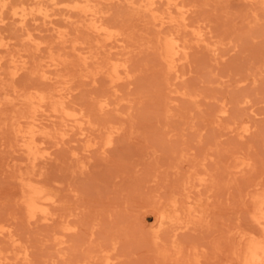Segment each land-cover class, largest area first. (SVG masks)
Listing matches in <instances>:
<instances>
[{
    "label": "rangeland",
    "instance_id": "obj_1",
    "mask_svg": "<svg viewBox=\"0 0 264 264\" xmlns=\"http://www.w3.org/2000/svg\"><path fill=\"white\" fill-rule=\"evenodd\" d=\"M6 1L0 11L3 264H92L95 254L108 252L112 264H196V258L242 264L235 246L242 256L247 241L263 234L254 220L264 196L261 1L155 0L154 19L142 9L146 0H94L111 31L106 36L86 29L71 7L76 0ZM21 3L31 12L24 22L10 11ZM170 36L185 50L172 70L160 51ZM111 63L119 65L115 81L106 74ZM56 90L88 119L86 132L73 127L62 136L67 128L60 120L36 110L48 138L39 140L31 163L13 130L16 117L31 109L18 95ZM110 126L120 130L106 145ZM90 140L97 143L86 151ZM73 150L78 162L67 158ZM33 164L36 183L61 187L55 221L26 214L20 177ZM193 172L189 192L204 214L175 231L184 246L176 262L152 243L154 209L179 196L180 182Z\"/></svg>",
    "mask_w": 264,
    "mask_h": 264
},
{
    "label": "bare ground",
    "instance_id": "obj_2",
    "mask_svg": "<svg viewBox=\"0 0 264 264\" xmlns=\"http://www.w3.org/2000/svg\"><path fill=\"white\" fill-rule=\"evenodd\" d=\"M32 1L40 3L43 0ZM93 1L94 0H76V3L71 7L79 14V17L87 21L85 25L87 30H90L96 35H110L111 31L101 22L100 16L97 15L98 11L95 8V4H92ZM146 1L147 3L144 4L142 9L147 10L155 19L156 16L153 15L154 9L152 7L155 0ZM260 1L261 6L264 9V0ZM167 4L175 5V0H167ZM6 8L7 1L0 0V11H3ZM10 11L12 15L18 17L20 22H24L27 16L31 13L26 11L24 3L10 7ZM38 11L40 12L41 9H38ZM167 22L171 25H176L177 21L174 18L169 17ZM160 51L162 60L165 62L167 68L172 70L174 69L173 63L175 58L178 55L183 54L185 50L178 39L170 36L165 37L162 40ZM52 61V64L58 65L62 60L58 58L53 59ZM85 62L86 58L83 59V63ZM118 67L119 65L116 63H111L106 67V74L111 81L119 79ZM41 76L43 78L45 77L43 74ZM18 98L23 104L31 107V109L27 113L16 117L13 130L14 135L20 142L22 150L25 152L26 158L31 163H34L39 156V140L44 142L48 138V132L45 129L40 128V122L37 121L34 114L36 110L39 109L41 111L48 112L47 115L50 118L60 120V122L67 128V131H65L62 136L66 135L73 127H78L80 132L83 135L85 134L86 127H84V125L88 123V119L85 118V115L74 110L71 111V109L67 107L66 93L59 92V90L51 93L34 91L29 94L18 95ZM98 106L101 110H104L108 106V101L106 102L102 100L99 102ZM119 130V127H108L106 131V145L112 142L111 140L113 134L117 133ZM96 143L97 142L90 140L84 149L89 151ZM67 158L69 160H74V162H78L80 160L76 150H73ZM35 175H37V172L33 164L30 167V171L20 177V185L24 194L23 203L27 211L26 214H28L29 218L34 217L36 214H40L45 220L55 221L56 214L52 211V208L60 203L61 187L52 183H49L48 185H39L35 181ZM194 175L197 174H195V172L188 173L186 178L180 182L179 196L171 197L169 202L166 203V206L162 209L153 208L156 212L155 220L157 221V230L154 231L152 243L154 246L163 249V253L168 255L171 254L176 262L182 260L184 246L181 245L180 241H178L177 233L175 231L181 228V225L187 226L188 223L195 224L204 214V204L199 199L197 200L196 198H191L192 195L189 192V188L192 184V177ZM198 180L202 181V178H199ZM120 198H122V196ZM257 208L258 212L254 215V220L262 226L263 234L261 237H253L247 241V246L242 256L240 255L238 245L235 246L233 255L237 261L239 260L242 264H264V196L257 198ZM184 219L187 221L182 223ZM62 220H66V217H63ZM69 229L71 228L69 227ZM79 237L80 234L78 233V239ZM156 247L154 248L156 249ZM113 248H115L114 245ZM100 251L102 250L100 249ZM4 258L5 253L0 248V264L4 263ZM194 262L196 264H200L197 258ZM92 264H112L111 252L101 254L99 257H96L95 254L92 259Z\"/></svg>",
    "mask_w": 264,
    "mask_h": 264
}]
</instances>
